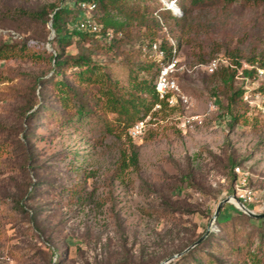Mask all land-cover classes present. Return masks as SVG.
<instances>
[{
	"label": "rangeland",
	"instance_id": "374dc122",
	"mask_svg": "<svg viewBox=\"0 0 264 264\" xmlns=\"http://www.w3.org/2000/svg\"><path fill=\"white\" fill-rule=\"evenodd\" d=\"M159 1L175 3L179 12H171L182 15L179 0ZM159 1L141 4L159 7ZM48 3L58 1L0 0V45L26 43L33 52L31 57L0 61V148L4 149L0 154V264H48L49 259L52 264H140L141 260L160 264L205 233L222 199L242 194L238 182L234 184L227 174L231 162L248 173L244 189L254 194L245 206L264 213V116L249 106L233 104V88L204 69L217 56L243 62L254 59L257 67L259 61L264 63V0L197 6L181 33L157 12L151 16L160 22L159 28H151L154 41L164 44L165 51L176 49L184 65L175 79L191 104L169 108L163 103L158 112L153 106L146 115L154 113L159 121L132 139L137 165L120 174L121 151L130 148L127 132L121 139L107 135L103 122L94 117L65 129L49 116L39 122L25 119L51 98L49 90L45 99L39 98V87L36 98L30 93L36 79L52 73L53 31L47 34L50 21L26 22L14 11ZM141 22L129 21L131 38L125 36L120 48L106 49L108 43L102 39L91 47V58L112 67L113 76L123 84L129 67L134 69L136 64L151 65L148 73L155 76L154 82L159 72L158 64L145 55L151 42ZM66 53L78 52L71 45ZM139 77H146L145 71ZM251 88L264 94V81ZM233 113L242 115L236 123ZM184 116L197 117L192 129H187ZM108 118L113 120L114 115ZM25 136L29 139L25 148L12 146ZM28 152L32 156L26 158ZM164 201L183 211H163ZM234 206L223 205L218 217L238 214ZM216 220L210 230L215 245L222 244L224 235ZM248 229L256 232L264 225ZM232 238L238 243L245 240L241 234ZM253 241L254 246L260 243L258 236ZM259 249L258 264H264V240ZM177 264L193 263L187 258Z\"/></svg>",
	"mask_w": 264,
	"mask_h": 264
},
{
	"label": "trees",
	"instance_id": "16d2710c",
	"mask_svg": "<svg viewBox=\"0 0 264 264\" xmlns=\"http://www.w3.org/2000/svg\"><path fill=\"white\" fill-rule=\"evenodd\" d=\"M57 1L58 3L56 4L48 3L37 9L18 8L14 11L15 17L22 18L26 22L41 23L44 21V23H47L50 21L52 29L49 28L47 34H50V30L53 31V38L49 40L53 48L49 54L53 60L52 73L46 78L36 79L30 93L33 98H36L35 89L37 90L39 87L37 94L39 98L45 99V94L48 90L51 92V98L45 103H41L36 111L33 114L27 115L25 119L28 122H39L44 117L49 116L53 121H57L58 128L65 129L76 121L94 117L103 122L105 134L114 135L121 139L124 132H127L136 121L143 118L158 102V96L155 91V76H149L148 72L151 65L146 66L140 63L136 64L134 69L129 67L126 83H121L113 76L114 71L112 67H106L104 64L91 58V53L93 52L91 47H93V44L98 43L99 39H102L104 43H108V45L103 46L104 48H120L125 44V36H129L126 26L132 20L142 21L141 24L147 27V36L150 42L153 43L155 41L152 36H154L155 31L152 32L151 28L160 27V22L151 17L154 13L157 12L156 15L158 17L172 21L181 33L185 30L187 17L193 8L216 1L222 2L224 6H229L236 0H179L182 11V15L179 16L173 15L171 9L159 0V7H154L148 3L141 4L142 1L149 0H134L135 2L132 4L129 3L131 0ZM83 1L95 4L93 16L100 25L98 33L81 32L75 30L73 27H67V24L74 22L81 14L80 10H78V4ZM152 1L157 2V0ZM120 34L124 35V37H118ZM128 38L130 40L131 37ZM85 44H89V47H85ZM71 45H75L78 52L76 55L66 53V48ZM161 47L164 49V44ZM165 52L169 56L172 55L171 49ZM32 53V50L27 47L26 43L14 42L12 44L3 43L0 45V61L21 58L24 55L31 57ZM248 62L251 64L257 63L254 59H250ZM234 63L238 64L237 59H234ZM258 67L264 68V63L259 61ZM144 71L146 77L140 78L139 75ZM248 74L252 76L253 72ZM211 75L214 79H220L224 84H228L230 89L233 88L230 97L233 104L236 106L244 105L248 108V105L242 100V89L239 87L235 88L233 85L235 82L234 70L222 66ZM33 105L32 103L27 111L31 110ZM140 113L142 115H139ZM108 114L114 115V119L110 120ZM241 117L242 115L233 113L232 120L236 123ZM119 128L120 132L117 133L116 131ZM23 138V140L17 139L12 143V146H15V148H25L26 143L29 144V139L26 136ZM128 140L130 141V148L128 151L122 150L119 158V166L117 168L119 174L130 166H136L138 162L136 147L131 143L132 139L128 137ZM3 150L0 148V154ZM27 155L26 158L32 156L30 152ZM236 167L240 166H235L231 162L229 168H227V174H230L234 184L238 180V175L235 172ZM34 189L33 187L30 192L34 191ZM162 198L163 200H167L165 197ZM163 204V211L167 213L175 214L183 211L178 207L171 206L167 201H164ZM190 212L187 211V213ZM216 224L219 226L220 232H224V235L221 237L222 244L215 245V242L212 241L215 235L213 232H209L198 245L176 258L174 264L181 263V261L187 258H191L193 264L259 263L258 259H260L261 252L259 246L264 240V232H262L264 229H258L254 233L249 231L248 226L250 225L253 229L263 226L264 218L255 219L238 211L236 215L218 217ZM251 224H254V226ZM239 234L245 239L242 243H238L232 238V236L236 238ZM255 236H258L260 240V243L256 246L253 244ZM197 238L199 239L200 237ZM195 241L194 239H190L182 249L176 250L168 255V257L170 258L173 255L181 253ZM256 249H258V252H255ZM48 262V264H52V259H49ZM53 263L57 262L54 261ZM107 264L131 263L110 262ZM140 264L147 263L141 260ZM150 264H159V262Z\"/></svg>",
	"mask_w": 264,
	"mask_h": 264
},
{
	"label": "built area",
	"instance_id": "2783aa9c",
	"mask_svg": "<svg viewBox=\"0 0 264 264\" xmlns=\"http://www.w3.org/2000/svg\"><path fill=\"white\" fill-rule=\"evenodd\" d=\"M163 2L167 5L165 1ZM167 6L175 12H179V8H174L176 5L173 2H170V5ZM78 10H80L81 14L74 22H71V27L81 32L98 33L100 31V25L93 16L95 4L83 1L78 4ZM171 51L172 55H167L165 50L157 42L151 43L147 51L144 50L145 55L148 54L159 67V72L155 80V91L158 96V102L153 107L154 112L161 111L163 103L169 108L178 106L187 108L191 104L189 98L182 93L175 79V74L183 69L184 65L181 64L176 54V49ZM222 66L235 71L234 80L243 91L242 100L250 108L258 110L264 116V94L262 92H255L251 88L252 85L264 81V68L243 61H238V64H236L230 58L217 56L211 59L204 66V69L207 74L211 75ZM250 72H253L252 76H249L248 73ZM183 119L187 122L185 124H188L187 129H192L193 125L191 122L196 120L197 117L184 116ZM156 121L159 120L155 117L154 113L146 115L141 120L136 121L127 130L128 137L133 140L141 137L145 133L147 126ZM182 127L186 129L185 125H182ZM235 172L238 175L237 185L240 187L239 191L242 192L237 198L245 205L246 201H250L251 196L254 194L253 191L244 189L247 184L248 173L244 172L240 167H236Z\"/></svg>",
	"mask_w": 264,
	"mask_h": 264
},
{
	"label": "water",
	"instance_id": "95a60500",
	"mask_svg": "<svg viewBox=\"0 0 264 264\" xmlns=\"http://www.w3.org/2000/svg\"><path fill=\"white\" fill-rule=\"evenodd\" d=\"M49 28L52 29L51 22L49 23ZM231 199H235L237 201L239 207H236V206H234V207L237 208L238 210H240L241 212H243L244 214H247L250 217H254L255 219H263L264 218V213H262V214L254 213L253 211L248 209L235 195L227 196L218 203L216 210L213 213V216L211 217V219L209 221V224H208V227H207L205 233L197 241H195L193 244H191L189 247H187L181 253L171 256L170 258L161 262L160 264L170 263L174 259H176V258L182 256L183 254L187 253L189 250H191L196 245H198L203 239H205L207 234L210 232L212 225L214 224L215 220L217 219L223 205L230 203Z\"/></svg>",
	"mask_w": 264,
	"mask_h": 264
},
{
	"label": "bare ground",
	"instance_id": "6f19581e",
	"mask_svg": "<svg viewBox=\"0 0 264 264\" xmlns=\"http://www.w3.org/2000/svg\"><path fill=\"white\" fill-rule=\"evenodd\" d=\"M235 201H236L235 199H231L230 204H233V205H235L236 207H239L237 201H236V202H235Z\"/></svg>",
	"mask_w": 264,
	"mask_h": 264
},
{
	"label": "clouds",
	"instance_id": "9594fccd",
	"mask_svg": "<svg viewBox=\"0 0 264 264\" xmlns=\"http://www.w3.org/2000/svg\"><path fill=\"white\" fill-rule=\"evenodd\" d=\"M169 8V7H168ZM171 9V8H170ZM171 10H173V9H171Z\"/></svg>",
	"mask_w": 264,
	"mask_h": 264
}]
</instances>
